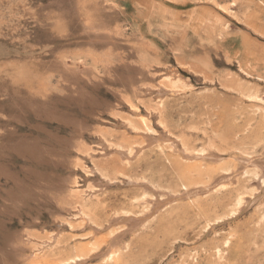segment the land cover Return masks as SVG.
I'll return each instance as SVG.
<instances>
[{"label":"rangeland","instance_id":"1","mask_svg":"<svg viewBox=\"0 0 264 264\" xmlns=\"http://www.w3.org/2000/svg\"><path fill=\"white\" fill-rule=\"evenodd\" d=\"M263 159L264 0H0V264H264Z\"/></svg>","mask_w":264,"mask_h":264},{"label":"bare ground","instance_id":"2","mask_svg":"<svg viewBox=\"0 0 264 264\" xmlns=\"http://www.w3.org/2000/svg\"><path fill=\"white\" fill-rule=\"evenodd\" d=\"M149 140H150V138H148ZM153 140V139H152ZM151 140V141H152ZM211 157V160H213V161H218V159H215V158H217L216 156H214V155H210ZM252 162H255L254 164L256 165L255 166V168L257 169V171L259 170V173H263L264 174V159L262 160V161H260V160H257V161H252ZM245 168H246V165H244L241 169V172L242 173H244V171H245ZM228 176H226V175H222L221 177H219L218 179H225V178H227ZM217 179V180H218ZM77 184V183H76ZM216 185H217V183H216ZM78 187V186H77ZM75 188V187H74ZM188 192H191V191H188ZM83 193L85 194V192L83 191ZM152 200V199H151ZM154 203V205L157 207V206H159V205H156L155 204V202H153ZM95 211H96V209H95ZM98 213V212H97ZM97 215V214H96ZM128 220H130V219H125V221H128ZM115 244V239L113 240V242H112V246ZM77 260H80V263H85V261L84 260H82L81 258H78Z\"/></svg>","mask_w":264,"mask_h":264}]
</instances>
